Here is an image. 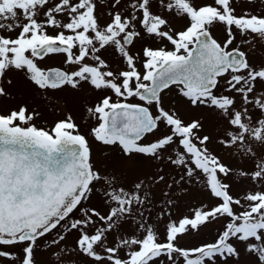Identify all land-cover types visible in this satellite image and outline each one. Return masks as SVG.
<instances>
[{
	"label": "snow or ice",
	"instance_id": "6c2138e0",
	"mask_svg": "<svg viewBox=\"0 0 264 264\" xmlns=\"http://www.w3.org/2000/svg\"><path fill=\"white\" fill-rule=\"evenodd\" d=\"M0 264H264V0H0Z\"/></svg>",
	"mask_w": 264,
	"mask_h": 264
},
{
	"label": "rangeland",
	"instance_id": "374dc122",
	"mask_svg": "<svg viewBox=\"0 0 264 264\" xmlns=\"http://www.w3.org/2000/svg\"><path fill=\"white\" fill-rule=\"evenodd\" d=\"M62 57L61 56H53L51 58H46L45 60V63L48 64V65H56V64H60V61H61ZM170 95H174V94H170ZM55 117L52 116L51 114L49 113H45L44 116H43V121H46L48 122L49 124L51 123V121L54 119ZM84 131H87V129H84Z\"/></svg>",
	"mask_w": 264,
	"mask_h": 264
}]
</instances>
